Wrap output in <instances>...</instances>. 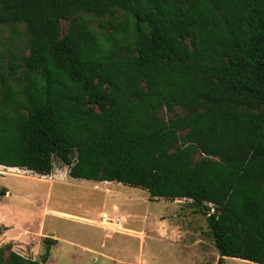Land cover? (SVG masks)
Segmentation results:
<instances>
[{"label":"trees","instance_id":"obj_1","mask_svg":"<svg viewBox=\"0 0 264 264\" xmlns=\"http://www.w3.org/2000/svg\"><path fill=\"white\" fill-rule=\"evenodd\" d=\"M0 25L25 49L0 51V170L58 159L190 199L218 264H264V0H0ZM43 243L40 261L0 247V264H44Z\"/></svg>","mask_w":264,"mask_h":264},{"label":"rangeland","instance_id":"obj_2","mask_svg":"<svg viewBox=\"0 0 264 264\" xmlns=\"http://www.w3.org/2000/svg\"><path fill=\"white\" fill-rule=\"evenodd\" d=\"M59 25L64 32L67 21L61 19ZM14 28L0 25L3 57L16 49L25 52ZM183 113L176 106L172 111L163 108L159 115L167 119ZM5 173H0V187L7 190L0 198V247H5V259L13 251L40 261L43 239L51 237L56 243L44 264H218L205 215L190 199H149L139 187L73 178L58 159L45 177ZM101 214H107L109 223L119 218L116 226L138 235L105 229L100 226ZM243 260L224 257L223 263L252 264Z\"/></svg>","mask_w":264,"mask_h":264},{"label":"crops","instance_id":"obj_3","mask_svg":"<svg viewBox=\"0 0 264 264\" xmlns=\"http://www.w3.org/2000/svg\"><path fill=\"white\" fill-rule=\"evenodd\" d=\"M59 214V213H58ZM61 214V213H60ZM62 215H66L65 213H62ZM67 216V215H66ZM81 218H79V220H80ZM82 221H84V222H88V223H90V221L89 220H87V219H81ZM86 220V221H85ZM100 226H102V227H104L105 229H107V228H109L110 230H113V231H119V232H126V233H129V234H134V235H136L137 233L136 232H134V231H131V230H124V229H122V228H120V227H118V226H115V225H111V226H106V224H104V221H102V220H100ZM120 229V230H119ZM132 232V233H131ZM138 235V234H137Z\"/></svg>","mask_w":264,"mask_h":264},{"label":"bare ground","instance_id":"obj_4","mask_svg":"<svg viewBox=\"0 0 264 264\" xmlns=\"http://www.w3.org/2000/svg\"><path fill=\"white\" fill-rule=\"evenodd\" d=\"M0 173H2V174H6L5 173V171H2V170H0ZM20 176H22V175H20ZM58 214V213H57ZM59 215H62V213L60 214L59 213ZM103 214H101V216H102ZM66 216V215H65ZM67 216H69V215H67ZM119 219V218H118ZM84 220V219H83ZM101 220L102 221H104V224H106V226H111V225H117L118 223H120L121 222V220L119 219V221H118V223L117 224H115V223H109L108 221H106V219H103V218H101ZM86 221V220H85ZM101 225V224H100ZM107 229H109V228H107ZM120 230V229H119ZM132 233V232H131Z\"/></svg>","mask_w":264,"mask_h":264},{"label":"built area","instance_id":"obj_5","mask_svg":"<svg viewBox=\"0 0 264 264\" xmlns=\"http://www.w3.org/2000/svg\"><path fill=\"white\" fill-rule=\"evenodd\" d=\"M101 218L106 219V221H110V218L107 216V214H103ZM114 223H117L119 219L117 217L113 218Z\"/></svg>","mask_w":264,"mask_h":264}]
</instances>
